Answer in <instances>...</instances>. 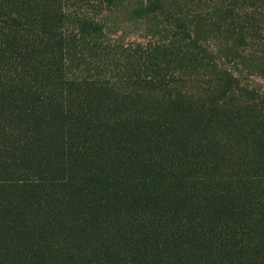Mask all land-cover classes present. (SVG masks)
Listing matches in <instances>:
<instances>
[{
  "label": "trees",
  "instance_id": "1",
  "mask_svg": "<svg viewBox=\"0 0 264 264\" xmlns=\"http://www.w3.org/2000/svg\"><path fill=\"white\" fill-rule=\"evenodd\" d=\"M67 20L0 0V264H264V110L76 77Z\"/></svg>",
  "mask_w": 264,
  "mask_h": 264
},
{
  "label": "rangeland",
  "instance_id": "2",
  "mask_svg": "<svg viewBox=\"0 0 264 264\" xmlns=\"http://www.w3.org/2000/svg\"><path fill=\"white\" fill-rule=\"evenodd\" d=\"M64 7V35L77 31L81 51L70 74L264 110V0H64ZM80 21L93 25L90 34L79 32Z\"/></svg>",
  "mask_w": 264,
  "mask_h": 264
}]
</instances>
